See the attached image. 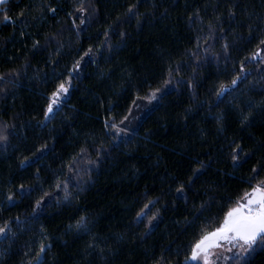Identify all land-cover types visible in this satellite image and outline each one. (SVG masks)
<instances>
[{
    "label": "trees",
    "instance_id": "trees-1",
    "mask_svg": "<svg viewBox=\"0 0 264 264\" xmlns=\"http://www.w3.org/2000/svg\"><path fill=\"white\" fill-rule=\"evenodd\" d=\"M75 2L6 0L0 5V21L9 9V15L17 20L15 32L9 22L0 23V72L23 65L24 57L32 65L21 80L22 86L0 99V124L16 125V135L9 138L7 147L0 142V222L16 216L30 219L35 201L41 197L48 201L39 220L19 230L14 227L17 234L12 241L0 242V264H35L41 242L52 244L44 264H155L161 256L168 264H185L200 230L217 226L222 212L250 191L246 182L252 175L249 169L257 161L264 162V148L260 147L264 144V72L260 71L264 52L253 61V53L264 48H258L264 39V0H235L239 4L235 22L226 17L233 0H141L137 9L142 14L140 24L136 19L121 23L100 48L105 41L103 33L114 26L118 16L126 20L128 6L138 2L102 0L91 28L79 37L75 32L64 33L59 56L49 49L33 59L32 39L43 43L45 33L70 25L72 18L67 13L74 11ZM49 4L58 9L55 18L46 11ZM22 8L27 25L19 22L25 17L17 19ZM195 9H199L202 24L189 23ZM217 15L225 20L224 30L234 47L225 60L223 41L216 45L219 59L205 61L198 70L193 97L190 89L175 80L191 76L192 69L187 66L194 67V59L189 53L196 51V37L205 35ZM21 30L32 37L22 38ZM13 34L15 41L5 43ZM89 45L95 53L92 61L78 74L73 73L68 95L51 122L41 127L46 97L56 84L68 80L75 61L83 55L80 49L86 51ZM49 54L53 60L59 59L58 65L45 63ZM10 56L16 59L8 61ZM242 61L245 72L251 74L217 106L216 92L230 84ZM177 65L182 66L181 71L166 85L169 69ZM157 88L162 95L158 93L160 99L150 102L146 97ZM189 108L195 111L186 112ZM125 116L128 119L121 124ZM245 116L250 123H242ZM105 119L120 129L127 125L128 130L113 136L117 129H105ZM235 143L255 155L234 168L228 145ZM45 144L53 150L38 163L22 168L21 161L35 159L34 153L39 155L37 149ZM97 151L101 152L99 158ZM97 160L98 164L91 163ZM196 160L210 166L187 193V200L180 199L173 178L186 183L199 167ZM69 163L75 164V169H70ZM259 178H264V172ZM65 181L72 193L70 202L63 200ZM57 183L62 186L59 195ZM21 184L35 191L19 200L14 197L12 206L6 197L16 193ZM156 199L159 203L144 209V224L137 226V213ZM202 203L208 208L196 219ZM153 215L158 216L153 221L156 226L147 235ZM81 216L88 219L90 234L69 229ZM249 261L264 264V248H258ZM224 264L242 262L226 260Z\"/></svg>",
    "mask_w": 264,
    "mask_h": 264
},
{
    "label": "snow or ice",
    "instance_id": "snow-or-ice-1",
    "mask_svg": "<svg viewBox=\"0 0 264 264\" xmlns=\"http://www.w3.org/2000/svg\"><path fill=\"white\" fill-rule=\"evenodd\" d=\"M102 2V0H76L75 7L73 12L67 13L69 17H71V23L67 26H62L59 30L54 32L45 33L43 36V43H41L40 39H32V48L31 51L33 53V59L36 55H41L44 53H49V49H55L54 55L59 56L61 53V49L64 47L63 35L65 32H75L77 36L83 32H86L89 28L93 26L94 22H97L98 15V5ZM141 0H138L137 4H131L127 8V12L125 16L126 20L121 21V18L118 16L116 21H114V26L110 25L109 30L103 33L105 37V41L102 42L100 48H103L107 43V39L109 37V32H114L116 27H119L121 23H127L128 20L136 19L137 24H140L141 21V13L137 10L138 4ZM143 3H148V0H142ZM6 0H0V5L5 4ZM153 8L156 7L155 4L152 5ZM239 7V4L233 0V3L229 5L226 17L228 21L235 22L237 20V15L235 9ZM218 11V8L216 9ZM9 10H5L3 13V19L0 23L9 22L13 26V31L15 32V26L17 20H14L11 15H9ZM46 11L51 13L53 18L58 14L57 7L51 6V4L46 6ZM25 17V19L20 20L21 24L27 25L28 20L26 19V12L22 8L20 9L17 19ZM77 21L79 23H77ZM190 24L203 23L202 18L199 14V9H195L192 16L189 17ZM225 20L222 19L221 15H217L215 17V22H209L207 26V31L203 37L197 36L196 43V51L189 53L194 59V67L192 65H188L192 69L190 77H181L179 80H175L177 85H185L188 89L192 91V96L195 97V89L197 84L199 83L198 70L204 66V62L212 59H219V54H217L214 49L218 43L223 41L221 44V52L225 60H227L230 56V49L234 47V43H230L228 41V32L224 30ZM203 31V29H201ZM228 31H231L229 28ZM27 35L29 38L32 37L31 33H25L21 30L20 36L23 38ZM121 36H125L126 33L121 32ZM252 39L251 29L249 34V40ZM15 41V35H10L5 39V43H12ZM260 46H264V39L259 41L258 48ZM100 48H97L96 51H99ZM83 51V55L80 59L76 60L73 68L70 70L68 74L67 81H61L55 85L54 90L51 92L50 96L46 97L48 100L47 107L43 111L44 119L39 122L41 127H46L48 123L51 122V119L54 118L56 114V109L61 106L64 101V98L69 93V87L71 85V80L73 79V73H79L83 66L88 62L92 61L93 56L95 55L93 47L89 45L86 51ZM264 52V48H260V51L253 53V61L257 57H260V53ZM87 58V59H85ZM14 57H8V61H13ZM23 65L12 69L7 72H0V99H5L9 94L12 93L14 89L21 87V80L26 77L28 70L32 67L31 61L24 57ZM82 61L84 64L82 65ZM53 63L58 65L59 59L53 60L52 54H49L48 60L45 63ZM182 66L177 65L175 69H169V79L165 81V84L173 83V74H178L181 71ZM37 74H39V69L35 70ZM261 72H264V68L260 69ZM53 74H55V68H53ZM250 72H245V62L240 63V68L237 74L232 78L229 85H222L220 89L216 92L217 96V106L219 103L223 102V98L226 95L231 94V92L235 91L241 83L247 79V76L250 75ZM45 79H47V73H45ZM161 93V89L157 88L154 91L149 92L146 97L150 102L152 100L160 99V96L157 94ZM162 95V93H161ZM133 104L136 101L132 102ZM195 103V100H193ZM251 107V105H249ZM111 111V108H109ZM188 113H192L195 111L193 108H189L185 110ZM129 115H131V111H129ZM128 119V116L124 117L120 123L124 124V121ZM187 120L188 117H185ZM242 123L248 124L250 123L247 116H245L242 120ZM103 126L105 129H117L116 132L112 133L113 136L119 137L120 132H126L128 130L127 125H124L123 129H120L118 125L113 121L112 123L109 120L105 119L103 121ZM11 129V130H10ZM16 125H8V124H0V142H5L4 146L7 147V142L10 137H14L16 135L15 132ZM229 148L232 149L231 152V161L233 167H239L244 163H248L252 160L255 155L254 152L246 153L244 151V147L235 143L228 145ZM260 147L264 148V144H261ZM47 144L43 145L41 148L37 149L36 155L34 153V157H25L24 160L21 161V167H30L33 164L38 163L40 160L44 158L45 155L49 151H52ZM84 151L83 149L81 150ZM97 157L101 156V152L97 151ZM211 154L209 153V156ZM75 159V158H74ZM99 160L92 161L93 164H98ZM199 167L192 171L191 176H188L186 183H181L174 177L175 183L178 186L175 188L176 193L178 194V198L187 200V193L193 189L197 181L200 179V176L203 172L210 166L209 164L204 163L203 161L196 160L195 161ZM70 169H75V164L69 163L67 165ZM158 166V165H157ZM91 169L85 170L90 171ZM39 172V169L37 170ZM249 171L252 175L249 177L248 181L250 191H246L243 196H241L234 204V206L229 207L226 211L222 212V218L219 220L217 226L215 227H204L200 230L199 236L196 239L195 243L191 246L190 255L186 257L185 264H189V261H202V264H213L212 256L214 249H224L227 252H231L232 255L226 257L227 260H235L237 262H242V264H250L249 258L257 254L258 248H264V178L261 177V173L264 172V162L257 161ZM80 173L77 170V176ZM71 179V178H69ZM255 181V183H253ZM68 181H65L63 184V200L65 202H70L72 198V193L68 191L67 188ZM61 184L57 183L56 188L58 190L57 195H59V190L61 189ZM76 188L80 189L81 184L77 183ZM35 191L34 188H25L24 184L19 186V189L16 193H10L7 195L6 199L15 206V200H19L23 197L30 196L32 192ZM48 194L45 193V196ZM212 199H215L214 197ZM159 203V199L155 201L149 200L147 204L144 205L143 209L137 213L135 223L137 226L144 224L145 217L147 216V212L144 209H149V206L155 207L156 204ZM48 201L44 200V197L35 201L33 207V213L31 218L25 217L21 219L20 216H16L14 219H4L3 222H0V242L12 241L13 237L16 236V231H14V227L19 230L22 229L24 225L29 224L32 220H39L40 215L43 213L45 207L47 206ZM208 208L207 203H202L200 208L197 210L198 215L196 219L199 218V215H202L203 212ZM158 216L153 215L148 220V229L147 235L151 234L152 229L156 226L153 224V221L157 220ZM189 226H191V222H189ZM69 229L71 230L73 227L75 228L77 234L80 233H88L89 230V221L86 217L81 216L76 220L75 225H69ZM45 239H47L45 235ZM89 247H95V245H89ZM52 244L41 242L39 245V251L35 256V264H44V255L51 251ZM233 249H237V251L233 252ZM103 252V249H101ZM223 258L222 254H217V259ZM155 264H168L167 260L164 256H161L158 260L155 261Z\"/></svg>",
    "mask_w": 264,
    "mask_h": 264
},
{
    "label": "rangeland",
    "instance_id": "rangeland-1",
    "mask_svg": "<svg viewBox=\"0 0 264 264\" xmlns=\"http://www.w3.org/2000/svg\"><path fill=\"white\" fill-rule=\"evenodd\" d=\"M237 251V249H233V252ZM217 254H222L223 258L217 259ZM232 253L231 252H227L224 249H214L213 250V256H212V260H213V264H224L225 261L227 260L226 257L231 256ZM197 264H202V261H194Z\"/></svg>",
    "mask_w": 264,
    "mask_h": 264
}]
</instances>
